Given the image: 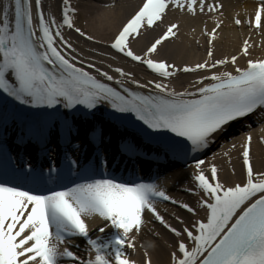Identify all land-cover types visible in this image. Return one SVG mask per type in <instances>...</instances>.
Here are the masks:
<instances>
[{
	"label": "snow or ice",
	"instance_id": "obj_1",
	"mask_svg": "<svg viewBox=\"0 0 264 264\" xmlns=\"http://www.w3.org/2000/svg\"><path fill=\"white\" fill-rule=\"evenodd\" d=\"M63 5L62 23H58L55 16H46L43 0L0 2V92L5 94L2 110L6 112L9 105L16 109L20 105L37 109L62 106L69 111L82 107L92 119L85 122L86 127H75V122L69 124L65 119V140L71 145L72 139L83 135V143L89 144V149L90 139L98 142L96 166L77 165L65 153L67 167L53 176L58 170L50 165L46 176L42 169L22 156L14 159L4 148L8 121L6 117L0 119V264H136L127 249H135L146 212L179 238L170 253V264H264V172H254L251 132L241 145L246 166L244 183L225 185L214 164L210 178L201 167L205 161L196 158L193 178L200 191L195 195L205 215L201 217L196 208L180 203L195 219L190 228L178 230L165 220L156 205L160 200L179 202L157 183L117 180L100 170L102 162L110 165L116 156L103 158L108 137L104 127L96 123L100 119L97 113L103 116L110 108L115 113L134 115L152 133H172L181 138L173 143L179 145L184 156L203 153L236 124L252 116L264 119V59L251 58L250 44L245 40L241 51L249 57L245 66L239 65L237 55L212 59V50L208 51L209 59L193 67L176 68L156 62L151 55L164 40L176 35V24H171L143 55H138L129 47V37L135 38L141 29H150L161 21L170 5L192 15L197 10L204 12L206 7L204 0H144L114 37L111 48L164 78L180 71L205 74L193 82L194 90L178 91L162 82L140 84L132 79L138 88L152 85L155 90L148 94L132 91L125 84L130 72L117 67L114 72L122 79H116L93 63L85 67L83 60H77L73 55L76 50L62 29L67 26L81 36L86 34L75 27L72 14L76 9L70 0H63ZM220 7L209 5L207 10L219 11ZM262 18L264 0L255 12V28H261ZM234 22L244 23L238 14ZM221 23L217 21L216 28ZM247 23L253 25V19L249 17ZM210 35L215 39V28ZM220 68L224 70H217ZM105 81H114L119 89ZM152 133L144 131L148 137ZM55 139L54 126L40 121L32 122L18 136L19 146L32 152L34 142L49 152L48 145ZM123 151L133 149L125 143ZM53 183L56 187L50 186ZM97 217L106 222L105 227L98 229L100 233L106 228L114 230L107 238L90 234V221ZM76 238L85 242L87 258L71 250L79 248L72 244ZM145 264H151V260Z\"/></svg>",
	"mask_w": 264,
	"mask_h": 264
},
{
	"label": "bare ground",
	"instance_id": "obj_2",
	"mask_svg": "<svg viewBox=\"0 0 264 264\" xmlns=\"http://www.w3.org/2000/svg\"><path fill=\"white\" fill-rule=\"evenodd\" d=\"M204 2L206 5L205 11L201 13L197 10L195 15L187 12L186 9L181 11L170 5L161 21H158L150 29H141L140 35L135 36V38L129 37V47L134 53L143 55L151 44L167 31L171 24H176L178 28L173 29L176 35L164 40L157 46V51L151 55V58L156 62H166L176 68L193 67L196 63H202L205 59H209L208 49L216 47V51H212V59L230 58L232 55H237L239 65L245 66L246 60L249 58L241 54L245 40L249 41L251 58L264 59V18H262L260 29L254 27L255 12L258 10L261 0H204ZM143 3L144 0H70L71 6L76 9L72 14L75 27H79L86 34L81 36L74 28L69 29L67 26L62 29L65 39L76 50L73 55L76 56L77 60H83L85 67L88 63H93L97 68L107 71L116 79L122 78L119 73L114 72L115 68L120 67L124 71L130 72L131 76L125 79V84L132 91H139L144 94L154 93L155 91L152 85H149L148 88H138L136 84L131 83L132 79L138 80L140 84H147L149 81L162 82L168 85L170 89L174 88L178 91L194 90L193 82L205 73L180 71L172 77L164 78L147 68L146 65L133 61L111 48L114 37ZM101 4L104 6L102 7ZM209 5L216 7L222 5V7L219 8V11L214 9L209 12L207 10ZM43 6L46 16L53 15L58 23H62L63 0H43ZM237 14L244 21L241 25H236L234 22ZM249 17L253 19V25L247 23ZM217 21L222 22L219 28H216ZM214 28L216 29L215 39L207 40L211 38L210 34ZM87 36H92L93 39L89 40ZM209 62L211 63V60ZM171 70L169 69V71ZM91 71L94 75H98L94 69ZM98 78L102 79L99 75ZM105 82L119 89V85L114 81ZM2 109L1 106L0 119L6 117L8 121L7 132L4 135L5 142L13 147L15 155L19 153V156L22 155L37 169L49 168L50 165H55L60 160H66L69 163L65 153L72 160H76L77 165L91 163L96 166L97 147L94 146L95 141L89 140L92 145L89 149V144L83 143V135L79 139H72L71 145L65 140V119L69 124L75 122V127L82 125L86 127L85 122L92 119V117L86 115V110L82 107L72 111L66 110L62 106L58 107L54 121L51 123L54 126L56 139L48 145L50 151L47 153L35 142L31 146L35 148L34 152L31 149L25 150L20 147L18 136L22 129L27 130L29 126L25 123L19 124L15 117H10ZM122 116L125 119L129 118L130 121H138L134 115L115 113L110 108L106 109L103 116H101V113H97V117L100 119L96 123L98 126L104 127L108 137L105 141L108 144L107 150L103 151L101 149L103 158L111 159L113 154L116 156L110 165H105L102 162L100 170L108 173L111 172L112 165L115 167L119 165L126 170L121 173L122 176L125 175V178H121V175L120 177L109 173L117 180L128 179L127 181H129V179H134L137 182L157 183L173 200L179 202L173 204L171 201L160 200L156 205L157 210L165 220L178 230H182L185 226L190 228L191 221L195 219L191 213L180 207V203H187L196 208L201 217L205 215L204 210L200 209L197 203L199 197L195 195L200 190L193 178L197 170L195 168L196 158L192 160V157L198 156L197 158L205 161L201 167L209 177L211 166L214 164L218 169L221 182L225 185L234 186L236 183H244L246 180V166L241 145L245 141L246 134L251 132L253 140L250 156L254 172H264V132H261V129L264 128V119H259L257 116L256 118L252 116V119L243 126L238 124L231 127L233 131H231L232 133L229 132L231 128L228 130L226 134L230 136H227V140H225L226 134L222 135L218 140L216 139L209 149L194 156H184L180 147L177 146L163 147L161 144L151 146L150 143H147L146 139L148 138L146 136L141 140L131 139V136H129V134L131 135L129 132L132 131L129 129L130 127L123 128L121 126ZM13 120L16 121V124H13ZM258 124L260 126L255 128ZM235 130L238 131L235 132ZM122 133L126 135L121 136ZM125 143L131 145L133 151L124 152ZM81 144L83 147L80 149L72 146ZM233 144L236 145L235 148L232 147ZM218 146L221 147L218 152H210L211 155H205L212 147ZM90 151L91 155H89ZM32 160L38 165L31 162ZM39 162L43 164H39ZM39 165H42V167H38ZM181 220L184 221V224L180 223ZM89 226L90 234L93 237L102 236L107 238L114 232L112 228H106L104 233H100L98 229L105 227L106 222L99 217L90 221ZM178 239L160 224L151 213L146 212L144 224L136 235L135 249L128 248L127 252L129 258L136 261V264H145L148 259L151 260V264H170V253L175 250ZM72 244L79 245V248L69 245L72 251L81 258H87L85 251L87 246L82 239H73Z\"/></svg>",
	"mask_w": 264,
	"mask_h": 264
},
{
	"label": "rangeland",
	"instance_id": "obj_3",
	"mask_svg": "<svg viewBox=\"0 0 264 264\" xmlns=\"http://www.w3.org/2000/svg\"><path fill=\"white\" fill-rule=\"evenodd\" d=\"M101 6L103 7L104 5L103 4H101ZM106 6V5H105ZM113 6V5H112ZM210 39H212V37L211 38H209V39H207V40H210ZM213 49V50H212ZM209 50H212V51H216V47H212L211 49H208V51ZM208 53V52H207ZM221 69H224V68H220V70ZM257 127H259V125H257L255 128H257ZM228 138H225V140H227ZM230 142V141H229ZM221 149V147L220 146H218V147H212L211 148V150L210 151H207L206 153H205V155H211L212 153H216V152H218V150H220ZM210 152H212V153H210ZM188 166V165H187ZM171 182V181H170Z\"/></svg>",
	"mask_w": 264,
	"mask_h": 264
}]
</instances>
